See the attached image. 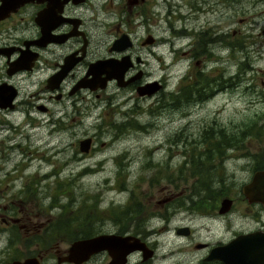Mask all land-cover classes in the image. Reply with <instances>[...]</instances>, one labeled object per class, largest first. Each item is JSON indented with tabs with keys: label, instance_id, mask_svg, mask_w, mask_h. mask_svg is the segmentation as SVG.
<instances>
[{
	"label": "rangeland",
	"instance_id": "374dc122",
	"mask_svg": "<svg viewBox=\"0 0 264 264\" xmlns=\"http://www.w3.org/2000/svg\"><path fill=\"white\" fill-rule=\"evenodd\" d=\"M188 1L177 0L176 12L186 16L178 19V25L192 30H180L178 39L167 41L172 21L164 11L160 19L152 18L149 25L143 21L132 23L135 40L143 39L149 28L155 36L158 42L155 51L160 52L162 59L152 57L151 77L164 76L170 86L188 80L187 76L202 66L194 64L196 57L192 50L195 34L204 25L205 18L201 16L197 22V13L190 10ZM237 2L225 9L227 15L233 14L225 50L202 58L204 71L212 76L215 72L223 81L219 86L217 83L206 86L214 93L205 101L189 105L184 101L181 107L184 113L192 109L190 117L180 118L182 109L181 115L180 111H161L159 106L150 110L151 99L140 98L131 86L119 87L112 83L104 92L109 104L105 105L107 99L88 93L85 98L88 104L101 99L100 104L81 119L65 120L70 128L63 135L66 148L61 147L62 131H55L54 135L50 130L48 147L50 143L57 147L47 151V143L38 135L45 132H34L36 127L28 126L19 129L16 141L25 144V140H30L32 146L27 148L30 151L27 154L11 152L15 153L12 159L17 163L16 172L24 177L49 171L48 178L27 184L25 178L9 184H5L8 180L4 179L0 189L6 196L21 189L30 194L34 192L41 211L52 216L55 241L61 247H67L86 224L120 228L112 219L126 224L128 215L134 217L156 246L152 264H199L205 249L194 242L226 241L236 232L262 223L248 212L255 206L247 202L241 186L251 179L255 170L264 168V0H240L239 3L244 4L240 14L234 11ZM103 23L108 26L103 27L104 35L109 27L116 25L112 17H105ZM172 44L187 50H174L170 47ZM172 51L177 52L172 54ZM227 77L230 80H225ZM118 103L122 105H116ZM118 110H125L127 116L119 114ZM189 132L207 143L186 147V140L191 137ZM207 132L211 134L209 145L204 137ZM88 135L95 137L94 149L84 155L78 141ZM175 142H182L186 148L176 147ZM31 165L32 171L27 170ZM11 168V164L7 165L8 170ZM210 181L211 186L217 188L210 200L211 206H220L223 195L233 198L222 221L216 215L201 216L207 212L184 210L187 207L207 210V205L202 206L205 202L192 194V190L204 192ZM0 203H6L5 199H0ZM48 204L53 206L49 208ZM167 207L182 211L162 212ZM123 208L130 213L121 212ZM261 219L264 223V212ZM179 224L192 226V234L176 233ZM12 232L0 223V264L34 250L31 245L20 244L19 234ZM11 239L14 241L9 242Z\"/></svg>",
	"mask_w": 264,
	"mask_h": 264
},
{
	"label": "flooded vegetation",
	"instance_id": "af4514ba",
	"mask_svg": "<svg viewBox=\"0 0 264 264\" xmlns=\"http://www.w3.org/2000/svg\"><path fill=\"white\" fill-rule=\"evenodd\" d=\"M235 2L237 0L188 1L190 10L193 9L197 13L195 17L197 22L201 16L205 18L204 25H201L198 34H195L192 50V55L196 57L194 64L202 66L187 76L188 80H181L180 83L170 86L164 76L151 77L152 57L162 59L160 52L155 51V46L158 45L155 36L149 28L143 39L135 40L136 37L132 35V23L143 21L149 25L152 18L160 19L164 11V15L172 21H168L170 33L167 41L178 39L177 34L180 30L185 32L191 28L182 24L178 25V19H185L186 16L183 13L177 14L176 11L179 7L177 0H0V183H4V179L8 180L5 184H9L18 178H25L27 184L29 181L38 182L37 180L48 178L49 171L37 172L38 175L36 176L24 177L16 172L17 163H14L12 159L15 157V153L11 152L18 151L27 154L30 152L27 148L32 146L30 140H25V144L16 141V132L19 129H25L26 126L29 128L36 127L34 132L38 130L45 132V135L39 134V132L38 135L44 138V142L47 143L45 147H48L50 130L54 135L55 131H62L60 133L63 142L61 147L62 149L66 148L65 136L63 135L70 128L68 125L66 126L65 120L81 119L94 107H97L102 98L108 100L104 92L112 83L119 87L131 86L140 98L151 99L148 104L150 110L154 106H159L161 111L167 109L180 111V115L183 110L180 118H183L184 115L190 117L192 109H188L184 113V109L181 107L184 105V101H187L185 105H189L190 102L195 104L201 100L205 101L214 93L206 86L212 83H217L219 86L220 82L223 81L221 77L214 75L215 72L212 76V73L204 71L202 58H205L206 55H212L216 51H224L228 45L227 39L231 30L230 24L233 14L227 15L225 9L231 7L232 3ZM239 2L240 0L234 9L236 14L242 13L241 9L244 7V4ZM201 5L204 6L201 7ZM105 17H112L116 21V25L109 27L106 35L103 31L104 26L108 28L103 23ZM210 21L215 23H210ZM122 25L125 27H121ZM106 36L111 38L106 39ZM183 36H185L184 33ZM174 44L170 46L174 50H187L175 48ZM176 52L172 51V54ZM109 58L121 60L124 66L127 65L121 84L112 77L107 80L104 87L80 86L82 79L92 77V73L88 75L87 73L95 62ZM100 76L104 77L105 72L101 73ZM225 80H230V77ZM153 81L154 85L157 86L155 91L142 94L138 92V87L146 86ZM88 93L101 97V99L88 104L85 101ZM123 102H128V100ZM107 103L109 104L110 101H106L105 105ZM116 105L121 106L122 104ZM105 113L108 112L105 110ZM118 113L127 116L125 110H118ZM188 136L191 137L187 138L186 147L191 144L205 145L207 143L205 140L198 139V135L194 136L192 132H189ZM210 136L209 132L204 136L207 138L208 145ZM85 137H91V146L87 152L81 151L80 148L79 150L84 155H88L94 149L92 144L95 137L94 135ZM191 138H194L193 142L190 141ZM175 143L178 148L180 146L181 149L185 147L182 142ZM39 146L41 145H36V147ZM50 147L57 146L50 143ZM50 147L46 150L48 151ZM43 161L46 163L45 160ZM9 164L12 166L10 170L7 169ZM32 169L33 166L31 165L27 170L32 171ZM211 183L210 181L208 186L204 188V192H200L199 189L192 190V194L197 195L203 203L205 202L202 206L207 205V210L195 211L192 207L184 208V210L187 212H207L201 216L216 215L221 218L219 221H222L223 216L228 213L233 204V198L226 195L220 198V204L225 197L231 199L229 209L224 212L220 211L221 205L219 206V204L211 206L210 200L215 195L214 190L217 189L212 187ZM244 184H242L241 190ZM244 197L251 206H255L248 212H251L256 221L259 220L262 223L253 228L236 232L226 241L216 239L213 242H194L196 246L198 245L197 247L205 249V254L200 258L199 264H217L220 262L218 259L206 258L212 247L230 241L239 233L264 230V223L261 219L264 204L259 201L250 202L245 195ZM0 199H5L6 202L0 203V223L9 231H13L12 233L15 235L19 234L20 244L31 245L34 249L30 254L6 261L36 257L40 264L153 263V257L157 250L156 246L149 239L145 228L134 221V217L128 215L126 224L123 220L120 223V221L112 219L120 228H107L103 224L95 227L83 224L84 226L81 227L78 235L69 241V245L61 247L59 242L55 241V224H53L52 216L49 212L41 211L42 206L39 204V200L35 198L34 192L30 194L26 192V189H21L18 192L10 193V196H6V192L0 189ZM50 206L53 204H48L49 208ZM181 211L179 208L169 209L168 207L162 210V212L167 213ZM124 213L129 214L130 212ZM184 226L188 227V233L179 234L191 235L193 229L188 224L176 226V233L178 228ZM99 234L137 236L147 245L148 249L153 250V253L151 256L144 257L143 250L138 248L114 258L113 252L107 248H102L84 253L80 261L67 259L69 246L74 240ZM13 241V239L9 240V242ZM220 264L222 263L220 262Z\"/></svg>",
	"mask_w": 264,
	"mask_h": 264
},
{
	"label": "water",
	"instance_id": "95a60500",
	"mask_svg": "<svg viewBox=\"0 0 264 264\" xmlns=\"http://www.w3.org/2000/svg\"><path fill=\"white\" fill-rule=\"evenodd\" d=\"M120 49V48H119ZM124 63V62H123ZM127 65H123L121 60L112 58L98 60L95 62L87 75L92 73V77L84 78L80 81V86H89L97 88L104 87L109 78H116L121 84L124 70ZM105 72V76H100ZM154 81L146 86L138 87L139 93H152L157 89ZM150 86V87H149ZM152 87V88H151ZM91 146V137L80 139L79 148L81 151L87 152ZM244 195L250 202L259 201L264 204V169H257L252 174L249 182L242 187ZM231 204L230 198H223L221 201L220 211L224 212L229 209ZM177 233H188V227H180ZM107 248L113 252L116 258L124 255L126 252L141 249L144 257L151 256L152 249H148L147 245L137 236L119 234H99L92 237L74 240L68 249V260L80 261L84 253L92 252L98 249ZM207 259H219L224 264H264V230H255L247 233H239L230 241L216 245L209 250L206 255ZM124 261V260H121ZM2 264H40L36 257H25L24 259H14L5 261Z\"/></svg>",
	"mask_w": 264,
	"mask_h": 264
},
{
	"label": "trees",
	"instance_id": "16d2710c",
	"mask_svg": "<svg viewBox=\"0 0 264 264\" xmlns=\"http://www.w3.org/2000/svg\"><path fill=\"white\" fill-rule=\"evenodd\" d=\"M126 211H127V210H125V209L123 208L121 212H126Z\"/></svg>",
	"mask_w": 264,
	"mask_h": 264
},
{
	"label": "bare ground",
	"instance_id": "6f19581e",
	"mask_svg": "<svg viewBox=\"0 0 264 264\" xmlns=\"http://www.w3.org/2000/svg\"><path fill=\"white\" fill-rule=\"evenodd\" d=\"M123 102V101H122Z\"/></svg>",
	"mask_w": 264,
	"mask_h": 264
}]
</instances>
